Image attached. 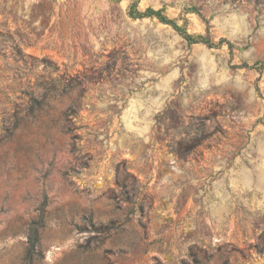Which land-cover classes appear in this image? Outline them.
Segmentation results:
<instances>
[{"label":"rangeland","instance_id":"rangeland-1","mask_svg":"<svg viewBox=\"0 0 264 264\" xmlns=\"http://www.w3.org/2000/svg\"><path fill=\"white\" fill-rule=\"evenodd\" d=\"M0 264H264V0H0Z\"/></svg>","mask_w":264,"mask_h":264},{"label":"trees","instance_id":"trees-1","mask_svg":"<svg viewBox=\"0 0 264 264\" xmlns=\"http://www.w3.org/2000/svg\"><path fill=\"white\" fill-rule=\"evenodd\" d=\"M150 14H155V12L153 10H149ZM132 15H145V14H140L139 12H133ZM157 15H159V19L163 22H167V23H172L170 20H167L165 17L161 16L160 14L157 13ZM177 27V26H176ZM190 40L192 39L190 36H187ZM200 39H202L203 41H205V39L203 37H200Z\"/></svg>","mask_w":264,"mask_h":264}]
</instances>
